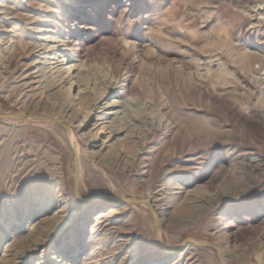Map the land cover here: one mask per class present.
<instances>
[{"label": "rangeland", "instance_id": "obj_1", "mask_svg": "<svg viewBox=\"0 0 264 264\" xmlns=\"http://www.w3.org/2000/svg\"><path fill=\"white\" fill-rule=\"evenodd\" d=\"M0 113V264H257L264 0H0Z\"/></svg>", "mask_w": 264, "mask_h": 264}, {"label": "water", "instance_id": "obj_2", "mask_svg": "<svg viewBox=\"0 0 264 264\" xmlns=\"http://www.w3.org/2000/svg\"><path fill=\"white\" fill-rule=\"evenodd\" d=\"M25 117H32L34 119H38V120H49L51 122H54L56 124H58L59 126H61L62 128H64L66 131H68V126L66 124H64L62 121H60L58 118L52 117V116H46L43 114H30V115H25L23 113H0V119H15V120H20L23 119ZM78 179H79V158L78 155L74 152V194L76 197L81 198L79 191H78ZM99 197V195H94L91 196L89 198H83L84 200H92ZM117 200L121 201V202H133V203H144L147 205L148 210L152 216V218L154 219V223H155V228L159 226L160 222H159V218H158V214L156 212V210L153 207L152 202L150 201V199H138V198H132V197H116ZM157 238V237H156ZM187 241H189L190 243L199 246V247H206V248H211L215 251L216 256L218 257L220 264H225L224 260H223V255H222V251L220 249V247L217 244L214 243H209L206 241H198L195 240L193 238L188 237ZM161 245L164 247L162 241L160 240ZM264 248V244L262 246H260L256 251H255V259L257 264H262L261 259L257 256V254L259 253V251Z\"/></svg>", "mask_w": 264, "mask_h": 264}, {"label": "bare ground", "instance_id": "obj_3", "mask_svg": "<svg viewBox=\"0 0 264 264\" xmlns=\"http://www.w3.org/2000/svg\"><path fill=\"white\" fill-rule=\"evenodd\" d=\"M71 67V65L68 67V68H70ZM101 94H103V93H101ZM92 112V110H90V112L88 113L89 115H90V113ZM89 115H87V116H89ZM86 119H88V117L86 118ZM86 119H83V121H86ZM69 129H68V131H67V137L69 138L70 137V139H71V141H72V144H73V146L71 145V143H70V141H69V144H70V147H71V149H72V151H73V153L75 152L77 155H78V158H79V154H80V145H79V142L75 139V136H74V134L72 133V130H71V128L70 127H68ZM107 128L105 127V126H100L99 128H98V131L95 133V134H93V138L94 139H96L97 137H98V135L99 134H101V133H104V131L106 130ZM108 136L109 135H107V136H105L102 140H101V146H102V144H104L105 142H106V139L108 138ZM96 140H98V139H96ZM96 142H98V141H96ZM79 178H80V164H79ZM78 185H79V179H78ZM61 193L58 195V197L55 199V205H59V207L61 206L60 204H61V201H62V199H64L65 198V195H66V193H65V189L61 186ZM78 191H79V188H78ZM144 204V203H143ZM145 206H147L146 204H144ZM116 207H110V209L108 210V213H113V212H117L118 211V209H115ZM63 208H59V210L57 211V214L54 216V219H52L53 221H58L60 218H61V216H60V213L62 212L61 210H62ZM159 227H156L155 228V236L157 237V239L159 240V242H160V231H159ZM39 244L40 243H37L36 244V246L35 247H38L39 246ZM257 256H258V254H257ZM259 257V256H258ZM260 258V257H259ZM223 260H224V257H223ZM225 263V262H224ZM63 264H70V260H68V261H65Z\"/></svg>", "mask_w": 264, "mask_h": 264}]
</instances>
